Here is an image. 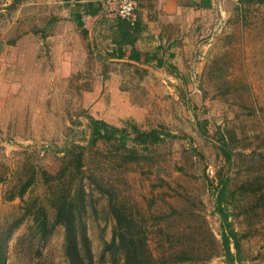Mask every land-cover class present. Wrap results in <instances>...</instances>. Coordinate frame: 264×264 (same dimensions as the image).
I'll list each match as a JSON object with an SVG mask.
<instances>
[{
    "label": "rangeland",
    "instance_id": "374dc122",
    "mask_svg": "<svg viewBox=\"0 0 264 264\" xmlns=\"http://www.w3.org/2000/svg\"><path fill=\"white\" fill-rule=\"evenodd\" d=\"M73 2L18 0L10 8L12 0H0V226L7 229L20 217L21 200L5 199L28 181L24 199L43 203L52 218L42 172H57L70 143L87 144L91 115L117 127L130 121L141 130L177 136L116 180L121 200L147 218L166 217L172 208L186 212L170 222L173 231L186 229L194 246L204 241L207 251L197 249L194 257L217 253L205 263L186 264H227L213 204L217 174L228 172L232 186L261 189L255 205L231 221L240 241L234 264H264V0H232L218 16L206 17L196 38L202 51L195 57H203L198 73L190 64L146 69L105 61L102 52L90 51L71 12ZM69 48H76L70 56ZM221 131L231 138L230 166L218 149ZM109 149L100 147L105 155ZM85 155L87 172L106 160L93 150ZM85 184L83 222L99 264L113 221L107 195ZM32 224L25 218L12 232L7 264H67L63 227L41 238ZM158 237L151 238L153 249Z\"/></svg>",
    "mask_w": 264,
    "mask_h": 264
},
{
    "label": "trees",
    "instance_id": "16d2710c",
    "mask_svg": "<svg viewBox=\"0 0 264 264\" xmlns=\"http://www.w3.org/2000/svg\"><path fill=\"white\" fill-rule=\"evenodd\" d=\"M17 1L12 0L10 8L14 7ZM107 5H111L112 8L114 6L113 3ZM100 9V2H88L83 14L73 15L84 37L87 36L88 31L82 21L83 16L93 15ZM113 10L116 12L115 7ZM56 20L52 18L50 21ZM42 37L46 38L44 35ZM86 118L89 127L87 144L83 146L74 142L70 143L64 149V157L57 172L55 174L42 172L43 181L49 189L46 200L53 210L52 218L43 203L38 200L24 199L31 181L22 183L17 193L5 199L19 198L21 215L15 222L10 223L7 229L0 226V264H7L8 240L25 218L31 219L33 223L31 229H35L41 238L47 236L55 226L63 227V253L67 264H96L87 228L83 222L87 209L86 181L100 194L107 195V210L113 221L110 240H102L99 264H186L196 261L205 263L216 256L217 253L204 258L194 257V251L197 249L198 252L207 251L204 241L194 246L186 240L190 234L186 229L180 232L173 231L170 222L186 214L185 211L172 208V212L166 217L163 214L157 219L150 214V218H147L139 210L131 207L128 202L122 201L117 194L120 187L117 180L121 178L123 172L130 166L141 164L151 154L153 147L177 136L165 129L141 130L130 121H126L122 127H117L91 115H87ZM219 136L218 149L224 162L230 166L234 163L231 138L223 131L219 133ZM101 146L110 147L108 155L100 150ZM87 150H93L95 154L106 158L105 161L110 165L109 176L105 173L107 167L105 161L98 164L96 168L90 169V172L86 171ZM227 173H218L216 176L213 204L214 212L220 220L218 245L220 253L227 264H234L239 259L240 241L231 218L236 217L238 211L250 208L253 202L255 205L261 189L247 190L244 183L241 186H232L231 178ZM149 220L154 221L155 224L149 226ZM190 229L193 233L196 230L195 226ZM155 235L159 237L153 249L151 238ZM212 237L215 241V237L213 235Z\"/></svg>",
    "mask_w": 264,
    "mask_h": 264
},
{
    "label": "crops",
    "instance_id": "0c3cea01",
    "mask_svg": "<svg viewBox=\"0 0 264 264\" xmlns=\"http://www.w3.org/2000/svg\"><path fill=\"white\" fill-rule=\"evenodd\" d=\"M232 0H139L133 22L122 20L111 5L102 0H78L71 3L73 14H83L88 2H100L101 9L84 15L90 51L102 52L105 61L125 62L131 66L150 68L187 65L202 66V51L196 38L209 16H218L221 7L228 9ZM76 38V35H74ZM197 48V50H196ZM76 48L67 49V55ZM197 60V61H196ZM1 69L0 78L4 75ZM195 73L191 72V77Z\"/></svg>",
    "mask_w": 264,
    "mask_h": 264
},
{
    "label": "built area",
    "instance_id": "2783aa9c",
    "mask_svg": "<svg viewBox=\"0 0 264 264\" xmlns=\"http://www.w3.org/2000/svg\"><path fill=\"white\" fill-rule=\"evenodd\" d=\"M106 4L113 3L116 15L126 21L133 22L136 18V10L139 0H102Z\"/></svg>",
    "mask_w": 264,
    "mask_h": 264
}]
</instances>
